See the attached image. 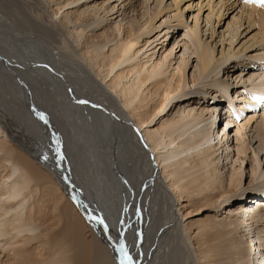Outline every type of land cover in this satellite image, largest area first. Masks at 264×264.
Here are the masks:
<instances>
[{
    "label": "bare ground",
    "instance_id": "6f19581e",
    "mask_svg": "<svg viewBox=\"0 0 264 264\" xmlns=\"http://www.w3.org/2000/svg\"><path fill=\"white\" fill-rule=\"evenodd\" d=\"M40 1L0 0V92H5L9 96V102H11L10 107L4 106V104L0 102V104L3 105L0 112L7 116L8 122L4 124L7 126L8 123L10 126L11 123L9 121H11L12 117L9 113L11 112V107L18 108L24 95L28 96L27 102L33 104V106L36 104L40 106V103H44V105L52 107V119H49L52 120L54 127L52 138L56 136L59 139L61 154L63 156V159H61L56 155L52 139V172L54 171V174L58 176L60 182L63 183L64 188H62L65 193L61 194L60 191L62 192V189L56 188L55 186L51 191V195L55 203L54 212L56 213V217L59 218V221H65V226L59 234L54 233L49 239L52 252H54L53 256L58 254L57 256L59 257L58 259H51L52 262L49 264H117L119 253L116 249L119 246L120 239L118 233L121 231L124 234L123 238L129 250V254L133 257L135 264H182L180 262L179 240H183L185 244L184 248L187 249L184 264H210L214 257L217 258L231 254L235 257L238 255L244 256V252L240 250L239 247L235 246L234 239L232 237L229 239V237L233 234V230L236 228L239 229V227L245 228V226H249V230L252 231L253 221H255L256 226L259 228L264 227V211H261V205L259 204V207L252 211V215L256 217L255 220H253L254 217L253 219L251 218L253 220L252 222L246 221L245 224L241 223L240 220L242 219L240 216L242 213H245L243 211L245 208L241 206L238 208L239 211L237 209L234 211L230 210L228 215L233 218V220L230 218L227 223H219V225L216 223L211 224V228L214 230L212 234L213 238L208 234V238L205 242L210 243L214 240L223 238L220 246L213 253L212 250H205L202 257L195 255L191 250V242L189 239L186 240L184 237L185 231L181 229V224L177 221L176 211H178V201L176 202L174 197H172L170 188H174L173 191L175 190L174 192H176V194L178 193L177 198L179 201L185 197L189 199L208 191L210 194L206 195L204 199L206 202L214 203V201L224 195L233 194L230 190L233 185L232 179L229 182V189L227 190L223 188L222 184L218 185L216 182L217 180L214 178H212V181L208 182L205 175L203 177L205 185L200 187L194 186L193 183L190 182L186 184L180 183L185 179V173H188L191 169H195V167H199L195 166L191 169H185L183 165L190 161L188 159L189 157H187L181 160V162L179 160V162L172 164L178 167L179 169L177 170L181 172L177 176L176 174H172L176 176L177 180L175 181L176 183L179 182V184L176 185V183H174L175 181H173L170 187L166 186L158 175V170L154 165V161L144 142V138L139 134V129L147 122L143 114H135L137 112L136 107L131 108L130 114H132V117L138 119L134 121L139 127L138 129V127L136 128V126L132 125L124 110L118 106L115 101L116 99L114 100V96L112 97V95H110L112 92L115 94H122L121 92H123V106L130 109L132 104L137 102L138 92L144 85L148 81L155 80L162 75L161 66L164 63V59L159 63L154 62L151 58L153 56L151 55H153L155 49L157 50L160 44H163L160 40L170 35L172 26L169 25H171L172 22H177V27L181 25L188 27V24L183 20L184 11L180 8L182 2L185 0H172L173 5H171L170 8L175 7L176 13L173 17H166L164 24H166L167 27L159 31L155 37L154 35H156L157 32L154 34L153 32L163 26V23L158 27L154 24L155 20L162 13L161 6L163 0H154V2H156L155 8L153 11H150V15L146 20H144L142 24L136 26L132 24V26H128L126 30L123 31V36L121 38L118 37L117 33L120 32L123 24H120L118 28H114V32L117 31L115 36L117 40H115L110 54L107 56L98 55L99 51L96 50L94 57L88 59L94 67H97V71L99 72L98 76L102 75V81L108 80L113 74L109 80L110 83H108L109 81L105 83L108 89L102 87L100 83L90 76V72L88 73L86 70L87 68L84 58H82L83 56L81 57L79 55L77 48H75L69 39L63 35L58 24L54 20L56 18L48 13ZM78 1L80 0H68V4L66 2V5H71ZM235 1L236 4L242 2V0ZM65 6L59 7L54 15L57 16ZM98 8L99 7L95 5L90 6V9H93L94 15L98 14L102 9V7L100 9ZM112 10L114 11V8L111 10L107 8L103 10V13H114ZM134 11L135 9L131 8V12ZM200 13L201 10H199L198 15ZM241 14H246L249 25L248 28L256 27L258 29L255 38L263 42L264 9L256 6H248L243 3ZM214 16L215 15L211 13L209 19ZM221 18L222 14L218 15V23ZM239 18L243 17L241 16ZM101 20H103V18H101ZM122 21H124V19H122ZM206 23L209 27H212L213 21L209 23L206 20ZM241 27L242 24H239L236 28L230 30L229 36L231 43L242 34L239 33ZM163 30H165V33L161 36L160 33ZM189 33L190 41L193 45L198 62V70L201 75H209L214 67L222 66L234 57L231 53L224 54L221 52L220 58H217L214 50L215 48H212L210 43L203 40L197 16L194 27H189ZM144 36L146 37L143 38ZM142 42L148 45L146 50H144L150 52V55H147L146 63L142 61L136 62L144 51L141 50V47L144 45H141ZM83 44V47H85L86 44L84 42ZM160 49H163V47ZM86 54H88V52ZM261 54H263L262 51ZM89 55L90 54H88V56ZM101 57L104 58L99 60V62L95 61ZM166 58L167 57H165V60ZM120 68H124V70H120ZM126 68L127 70L125 71ZM128 75L137 80L138 87L136 91L131 87L119 89L120 85L124 83L122 81L127 78ZM230 79L232 80V76L228 75L227 81H215L211 87L214 90L216 89L219 94L227 96L232 106V96L231 98L229 97V89L231 86L229 82ZM239 82H241V79ZM132 85L134 86L135 84ZM233 90H235V88H233ZM235 94H238V90ZM256 97L264 98V86H254L251 89H246L243 95L239 96L240 101L242 100L245 103L249 102V99L251 102L253 100V103H249L248 108L245 109H255L260 105L261 101L257 102ZM78 100H87L88 103L80 104L77 102ZM211 104L213 105L211 106V112L207 111V114L211 113L210 115L212 117L213 112L217 110L213 109L216 108L217 105L216 103ZM39 106L38 108H34L36 111L30 109L24 112V114L33 121H40L36 114V112H40ZM46 106L45 108H48ZM242 106L244 107L245 104L240 105L239 108H242ZM186 111L187 110L183 109V113L186 114ZM230 111L231 108L228 107L227 112ZM187 112L189 115L191 113L193 114V110L188 109ZM47 115L48 117L50 116L49 114ZM185 118L186 116H181L180 119L174 120L172 125L174 127L180 125L184 122L183 120ZM251 120L252 118H250L246 124L242 125V128L247 127ZM172 121L166 125L171 124ZM192 122L193 127L200 124L198 119ZM90 124H92V126H90ZM0 125L2 124L0 123ZM211 125L214 127L215 123ZM9 126L7 127L10 129ZM11 129L9 131H11ZM91 129L96 130L90 133ZM206 129L208 130V128ZM182 130L184 131V129ZM206 133L203 134L202 131L198 130L192 135L196 137H191L189 141L181 143L185 145L190 144V148H198L204 144L209 145L210 142L213 141V136H210L211 133ZM149 136L151 135L148 134L147 139L151 140ZM44 138L51 140V131L48 130ZM14 141H16V139ZM68 144L71 145V147H69ZM14 145L20 149L23 154L20 151L10 152L13 162L17 167H20L29 178L34 181L37 180L42 174L34 167L37 161H39V164H44L43 161L39 158L35 150L26 146L21 148L18 142H15ZM159 146V143H154L151 150L156 151L159 149ZM27 149L29 152H27ZM217 151L219 150L212 144L204 150L205 155L200 158L203 168L209 167V163L212 164V162H214L213 156ZM178 156L179 154L176 156V154L172 152L170 157L166 158V160L173 159L174 161L176 160L174 157L176 158ZM195 156L199 157L200 152L196 153ZM79 159L83 160L86 166V169L82 171L83 173L78 172L81 178L80 180L78 179V184L80 187L82 186L83 191H79L78 193L80 189H76L77 191H75L78 194L73 195L72 191L74 189H70L71 191H69L67 182L76 184L75 180H77V178L74 179V174L77 171L74 169V166L77 163L75 161ZM67 162L69 163V172L66 167ZM41 166L45 168V166ZM202 166H200L199 169ZM163 169L166 170L167 168L164 166ZM107 170L113 172V175L110 176ZM1 175L2 174H0V176ZM216 175L214 176L215 178ZM5 177L4 175L3 178ZM200 178L202 177H197L193 179V181L196 182V180H200ZM80 181H82V183H80ZM215 182L217 185H215ZM90 183L91 185H89ZM14 186H18V184L16 183ZM11 190V193L10 190L8 191V199L12 202L19 198V194L15 190V187H12ZM62 195L69 200V205L62 203ZM9 204L8 208L3 211L4 213H1L6 215L7 211L8 213L10 211L15 212L23 206L24 202L13 201L12 204ZM179 205L181 206V203ZM125 209H127V211H125ZM258 210H260V213ZM73 211L75 215L78 213V216L79 214L81 216L83 213L87 215H85L86 217H88L89 214L95 217H103L108 224V234L105 233L104 227L101 224L89 226H93L91 230L92 233L94 232L92 236L95 238L93 239L91 236L92 240H94L93 249L90 248L91 244L89 243V239L88 241L86 240L88 243H85V240H83L85 234L82 235V237H74L69 232V230L78 227L79 218L81 220L80 216L79 218L77 217V219L75 218L72 213ZM137 213L139 214L137 215ZM3 214H1V216H4ZM18 218L17 221H19ZM83 221L82 225L85 223H83ZM20 223L21 222L18 224L14 223L12 225V222H10L9 224L12 225L11 230L25 229L26 224L21 225ZM11 225H9V227ZM241 228L240 230H242ZM76 230L77 228L75 231ZM77 234H79V232H77ZM1 236L0 233V237ZM50 246L48 247L50 248ZM75 248L76 251H80V255L78 252L77 255L72 253ZM247 248L248 253L250 247ZM71 254L75 257L73 255L70 257ZM262 260H264V258H262ZM31 262L33 264L46 263L43 261ZM254 262L256 261L254 260Z\"/></svg>",
    "mask_w": 264,
    "mask_h": 264
},
{
    "label": "rangeland",
    "instance_id": "374dc122",
    "mask_svg": "<svg viewBox=\"0 0 264 264\" xmlns=\"http://www.w3.org/2000/svg\"><path fill=\"white\" fill-rule=\"evenodd\" d=\"M67 1L68 0H41L40 2H42L48 13L56 18L54 20L58 24L63 35L69 39L75 48H77L79 55L81 57L83 56L82 58H84L87 68L86 70L88 73L90 72V76L100 83L102 87L108 89L105 83L111 79L113 74L108 80L102 81V75L98 76L99 72L97 71V67H94L88 59L94 57L96 50L99 51L98 55H109L115 40H117L115 37L117 31L114 32V28H118L120 24H123L120 30L121 34L120 32L117 33L118 37L121 38L123 36V31L126 30L128 26L130 27L132 24L136 26L142 24V22L146 20L150 15V11H153L155 8L156 2H154V0H80L71 5H66ZM235 4V0L183 1L180 8L184 11L183 20L188 24V27L183 25L177 27V22H172L171 25H169L172 26L170 35L160 40L163 44H160L157 50L155 49L153 55H151L154 57H151L154 62L159 63L164 59V63L161 66L162 75L155 80L148 81L144 85L138 92L137 102H134L130 109L123 106V92H121L122 94H115L113 92L110 94L112 97L114 96V100L116 99L115 101L118 106L124 110L126 116L136 128L138 126L134 121L138 119L132 117V114H130L131 108L136 107L137 112L135 114H143L147 122L141 129L138 127L139 134L144 138V142L148 147V151L151 153L154 165L158 170V175L166 186L170 187V185L173 184L172 182L177 180L176 176L181 173L177 170L179 168L172 164L179 162V160L181 162V160L189 157L188 159L190 161L183 165L185 169H191L195 166L200 167L202 166L200 158L205 155L204 150H206L209 145L212 144L219 150L213 156L214 162H212V164L209 163L208 166L210 168H203L202 166L199 169V167H195V169H191L188 173H185L186 180L184 179L180 183L186 184L190 182L193 183L194 186L200 187L205 185L203 180L205 175L208 182L212 181V178H214L217 180L216 182L218 185L222 184L223 188L227 190L229 189V182L232 179L233 185L230 189L231 193H233L232 195H224L214 201V203H211L206 202L204 199L206 195L210 194V192L206 191L201 193L202 195L199 194L189 199L185 197L179 201L177 198L178 193L176 194V192H174L175 190L173 191L174 188H170L172 197H174L176 202L178 201L177 209L179 212L176 211L177 221L181 224V229L185 231L184 237L191 242V250L198 257H202L205 250H212L213 253L218 249L223 238L214 240L210 243H206L205 241L208 238V234L213 238L212 234L214 230L211 228V224L216 223L219 225V223H227L231 218L228 215L230 210H238L241 206L246 209L243 210L245 213H242L240 216L242 224H245L246 221L252 222L256 219V217L252 215V211L259 207V204L262 208L261 211H264V100H262L260 105L255 109H245L248 108L249 103H253V100L251 102L249 99V102L245 103L242 100L240 101L239 98L246 89H251L254 86H264V41L260 42L259 39L257 40V38H255L258 32L256 27L248 28L249 25L246 14H241L243 3L239 2ZM93 5L98 6V9L102 7L98 14L94 15L93 9H90V6ZM171 5H173L172 0H163L161 6L162 13L154 22L156 27L162 23L163 26L153 32V34L157 32L154 37L157 36L159 31L167 27V25L164 24L166 17H173L176 13L175 7L170 8ZM61 6L65 7L55 16L54 14ZM107 8H109V10L114 8V11L112 10L114 13H103V10ZM131 8L135 9V11L131 12ZM199 10H201V13L198 15ZM211 13L215 16L209 19ZM219 13L222 14V18L218 23L217 17L220 15ZM196 16L199 20L203 40H206L207 43L212 45V48H215L214 50L217 58H220L221 52L224 54L231 53L234 56L224 65L214 67L212 72L207 76H203L199 73L197 58L190 41L189 27H194ZM241 16L243 18H239ZM101 18H103V20H101ZM122 19H124V21H122ZM206 20L209 23L213 21L212 27L207 25ZM239 24H242L239 31V33L242 34L231 43L229 36L230 30L236 28ZM164 33L165 30H163L160 35L163 36ZM145 37L146 36L143 38ZM83 42L86 44L85 47H83ZM141 45H143L141 50H146L148 46L147 43L142 42ZM161 47H163V49H160ZM145 50L141 53L140 58H138L136 62L142 61L146 63L150 52ZM261 51L263 54H261ZM87 52L90 54L89 56L86 54ZM165 57H167L166 60ZM102 58L104 57L98 58L95 61L99 62ZM120 70H124V68H120ZM228 75L232 76V80L230 79L229 81L231 85L229 97L231 98L232 96V106L227 96L219 94L216 89L214 90L211 87L215 81H227ZM236 78L237 80L235 81ZM240 79L241 82H239ZM122 82L124 83L121 84L122 86L120 85L121 88L119 87V89L131 87L135 91L137 90V80L133 79V77L128 75ZM108 83H110V81ZM132 84L135 85L133 86ZM233 88H235V90H233ZM237 90L238 94H235ZM27 99L28 96L24 95L18 108L11 107L9 115H11L13 119L11 118V121H9L11 123L10 126L7 123V126H9L10 129L12 128L11 131H9L10 129L4 124L8 122L7 116L0 112V123L2 124L0 125V174H2L0 176V233L2 235L0 237V264H33L31 261H43L44 263L46 262L45 264H49L52 262L51 259H58V254L53 256L54 252H52L49 239L54 233L59 234L65 226V221H59V218L56 217V213L54 212L55 203L51 195V191L55 186L56 188L62 189V192L60 191L61 194L65 193L63 191V183L60 182L58 176L54 174V171L52 172V131L54 127L52 120H49L52 117V107L46 106L44 103H40V106L37 104L33 106V104L27 102ZM0 102L3 103L4 106H11L9 96L3 91L0 92ZM211 103H216L217 105V107L213 109H217L213 112V118L210 115L211 113L207 114V111L211 112V106H213ZM242 104H245V106L239 108ZM38 106L40 112L43 111L42 113H46L44 115L47 117V122L41 120L33 121L24 114V112L30 109L34 110V108H38ZM45 106L48 108H45ZM2 107L3 105L0 104V110ZM228 107L231 108L230 112H227ZM183 109L187 111L188 109L193 110V114L191 113L189 115L186 111V115L183 113ZM47 114L50 116L48 117ZM181 116H186L183 120L184 122L180 124L181 126L176 125L174 127L172 125L174 120L180 119ZM250 118H252V120L247 127L242 128V125L246 124ZM197 119L200 121V124L193 127L192 121ZM169 120L173 121L171 124L166 125L170 122ZM208 123L213 125L215 123V125L213 127ZM90 126H92V124H90ZM206 128H208V130ZM182 129H184V131ZM48 130L51 131V140L44 138ZM93 130L96 129H91L90 133ZM198 130L202 131L203 134L206 132L209 134L211 133L210 136H213V141L210 142L209 145L204 144L198 148H190V144H182L183 142L189 141L191 137H196L192 135ZM148 134L152 136H149L151 140L147 139ZM15 139L16 141H14ZM15 142H18L21 148L26 146L35 150L39 158L43 161L44 164H40L45 166V168L39 164V161L36 162V165L34 163V168L39 170L42 174L37 180L34 181L29 178L24 171L13 162L10 152L20 151L23 154L20 149L15 147ZM154 143H159L160 145L159 149L156 151L151 150ZM68 146L71 147L69 144ZM27 152H29L28 149ZM172 152L173 154L175 153L176 156L179 154V156L176 158L174 157V159H176L174 161L173 159L166 160V158L170 157ZM198 152H200V156L196 157L195 155ZM75 162H77L74 166V169L77 171L74 174V179L77 178V180H75L76 184L67 182L68 190L71 191L74 189L72 191L73 195H77L79 191H83L82 186L80 187L78 184V179H81L78 172L83 173L82 171L86 169L83 160L79 159ZM164 166L167 168L166 170L163 169ZM66 167L69 172L68 162ZM110 170L113 171L112 169ZM110 170L107 171L108 174L112 176L113 172H110ZM172 174H176V176ZM4 175L6 176L5 178H3ZM59 175L62 177L60 173ZM215 175L216 178L214 177ZM197 177L202 178L194 182L193 179ZM216 182L215 185H217ZM16 183L18 186H14ZM80 183H82V181H80ZM174 183H176V181ZM178 184L179 182L176 183V185ZM89 185H91V183ZM12 187H15V190L19 194V198L13 201H23L24 204L19 210L15 212L9 210L10 212L8 213L7 211L5 215L3 211L8 208L10 205L9 203H13V201L11 202L8 199V191L10 190L11 193ZM76 189H80L78 193ZM68 201L69 200L63 196L62 203L69 205L70 202L68 203ZM180 203L181 206L179 205ZM71 206L69 207L73 208ZM258 212L260 213V210H258ZM72 213L76 219L77 217L79 218L80 214L78 216V213H76V215L74 211ZM1 214L4 216H1ZM85 215L86 214L82 213L80 217L82 221L85 219L83 223L85 222L84 225L86 227L82 225V221L79 218L81 224L78 220L79 228L76 227V231L79 232V234L75 231L76 228L69 230V232L74 237H82V235L85 234L86 237L84 235L83 240H85V243H88L86 240L88 241L89 239V243L92 245H90V248L93 249L94 240L91 238L92 234H94V232L92 233L91 231L93 226H89L97 223L95 219L89 220L88 217H86L87 215ZM17 218L19 221H17ZM231 220H233V218H231ZM10 222H12V225L21 222V225L26 224V228L12 231V225L9 224ZM9 225L11 226L9 227ZM247 227L236 228L229 237V239L231 237L234 239L235 246L239 247L245 255H238L235 257L231 254L217 258L214 257L210 264H264V260H262V258H264V227L259 228L256 226L255 221H253L252 231L249 230V226ZM240 228L242 230H240ZM93 239L95 238L93 237ZM178 244L180 246V262L184 264L187 249L184 248L185 244L183 240H179ZM48 246H50V248ZM247 247H250L248 253ZM77 252L80 255V251H76V248L72 251L74 255H77ZM73 254H71L70 257H72ZM254 260L256 262H254Z\"/></svg>",
    "mask_w": 264,
    "mask_h": 264
},
{
    "label": "snow or ice",
    "instance_id": "6c2138e0",
    "mask_svg": "<svg viewBox=\"0 0 264 264\" xmlns=\"http://www.w3.org/2000/svg\"><path fill=\"white\" fill-rule=\"evenodd\" d=\"M242 2L248 6H256L258 8L264 9V0H242ZM256 99H257V102L264 100V98H261V97H256ZM77 102L80 104L88 103L87 100H78ZM34 111H36V110L34 109ZM36 114L40 120L47 122V117L42 112H36ZM52 139H53L54 151H55L56 155L58 157H60L61 159H63V156L61 154V146H60L59 139L56 136H53ZM125 211H127V209H125ZM138 214L139 213H137V215ZM88 219L89 220L95 219V222L97 224L103 225L105 233L106 234L109 233V226L105 222V219L103 217H95L92 214H89ZM118 236L120 237V239H119V246L116 249L117 252L119 253L118 259H117V264H135V261H134L133 257L129 254V250L125 244V240L123 238V236H124L123 232L121 231L120 233H118Z\"/></svg>",
    "mask_w": 264,
    "mask_h": 264
}]
</instances>
